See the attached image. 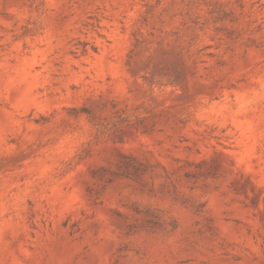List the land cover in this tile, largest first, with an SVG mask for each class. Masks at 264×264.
Returning a JSON list of instances; mask_svg holds the SVG:
<instances>
[{
    "label": "rangeland",
    "instance_id": "obj_1",
    "mask_svg": "<svg viewBox=\"0 0 264 264\" xmlns=\"http://www.w3.org/2000/svg\"><path fill=\"white\" fill-rule=\"evenodd\" d=\"M0 264H264V0H0Z\"/></svg>",
    "mask_w": 264,
    "mask_h": 264
}]
</instances>
